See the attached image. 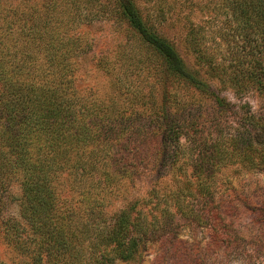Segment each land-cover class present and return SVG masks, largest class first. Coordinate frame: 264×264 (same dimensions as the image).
<instances>
[{
    "label": "trees",
    "instance_id": "obj_1",
    "mask_svg": "<svg viewBox=\"0 0 264 264\" xmlns=\"http://www.w3.org/2000/svg\"><path fill=\"white\" fill-rule=\"evenodd\" d=\"M118 1L102 10L127 20L140 41L125 44L119 63L99 59L111 92L76 86L78 59L92 47L77 32L81 13L32 18L40 24L11 31L0 47V208L18 178L26 224L10 229L33 264L135 260L147 240H174L178 214L208 222L223 243L235 228L216 197L220 171L264 172V0H206L207 17L223 20L213 36L193 13L184 17L186 45L207 79L147 27L133 0ZM250 92L260 109L245 101ZM203 98L216 106L210 120ZM140 164L151 166L153 183L130 195L123 181L133 186ZM117 200L124 205L110 214Z\"/></svg>",
    "mask_w": 264,
    "mask_h": 264
},
{
    "label": "rangeland",
    "instance_id": "obj_2",
    "mask_svg": "<svg viewBox=\"0 0 264 264\" xmlns=\"http://www.w3.org/2000/svg\"><path fill=\"white\" fill-rule=\"evenodd\" d=\"M87 1L90 0H0V47L2 42L11 43V31L40 24L30 20L32 18L41 21L46 14H58L61 17L67 13H81L76 21L77 32L88 35L92 47L78 59L76 86L80 89L94 88L100 95L111 92V76L102 69L99 59L119 63V54L125 49V44L136 45L140 38L127 20L119 18L116 13L111 15L112 12L110 14L102 10L106 4L109 5V11L114 8L117 10L118 0H93L89 8L86 7ZM133 1L147 27L165 36L175 46L190 71L199 69V77L207 79L205 70L198 66L191 49L186 45L189 25L184 19L189 15L193 18V13L195 20L205 24L212 36L217 34L223 20L219 18L211 21L207 17L208 9L203 6L206 0H195L200 5L191 4L190 0ZM159 7L167 10L165 17H158ZM7 19H11V23L7 24ZM152 77L155 78L154 74ZM225 91L231 100L240 102L230 87ZM183 93L185 98L190 94L186 91ZM202 101L206 109L205 118L210 120L215 115L216 106L209 98H203ZM245 101H249L254 110L261 108L262 100L257 92L246 94ZM138 169L140 175L133 186L128 179L123 181V188L126 186L130 195L146 194L153 183L150 165L140 164ZM218 178L216 197L235 228L223 243H217L214 239L208 222L178 214L176 232L170 233L173 241L166 236L151 238L142 244L135 260L117 261L115 264H264V172L231 165L224 167ZM59 190L62 192L61 197H70L69 186L60 184ZM22 193L20 180L12 177L4 205L0 208V260L5 264H33L35 261L29 245L23 246L10 229L15 221L26 224L21 215ZM119 201H113L109 206L110 214L124 205Z\"/></svg>",
    "mask_w": 264,
    "mask_h": 264
}]
</instances>
